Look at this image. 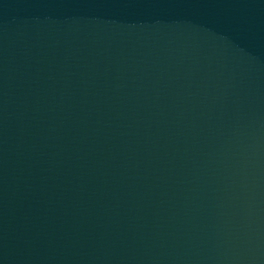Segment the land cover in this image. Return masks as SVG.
<instances>
[{
	"label": "water",
	"instance_id": "water-1",
	"mask_svg": "<svg viewBox=\"0 0 264 264\" xmlns=\"http://www.w3.org/2000/svg\"><path fill=\"white\" fill-rule=\"evenodd\" d=\"M0 264H264V0H0Z\"/></svg>",
	"mask_w": 264,
	"mask_h": 264
}]
</instances>
